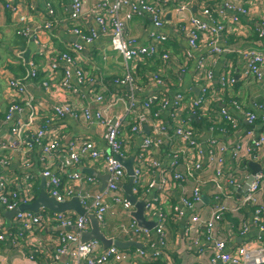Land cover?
<instances>
[{
	"label": "built area",
	"instance_id": "built-area-1",
	"mask_svg": "<svg viewBox=\"0 0 264 264\" xmlns=\"http://www.w3.org/2000/svg\"><path fill=\"white\" fill-rule=\"evenodd\" d=\"M5 1L9 3L14 27L21 29L20 25L25 23L26 18L19 14L13 0ZM184 1L185 6L191 4L198 6L201 15V17L193 16L187 25H181L177 29V33L183 36L186 43V47L180 53L184 60L193 61V79L199 88L196 97H190L189 89L170 93L175 83L165 77L163 69L150 73L147 78V82L158 90L143 100H140L138 96L142 91L135 74L134 63L143 59L160 60L163 67L169 68L170 63L177 56V53L166 48L169 42V38L164 34V10L167 0H139L136 3L129 0H111L110 3H97L91 10L96 27L85 28L82 25L83 0H70L69 33L76 38V41L68 45L65 52L59 55V62L51 61L45 70L50 77H54L62 64L64 69L59 84L62 89H70L71 79H74L77 85L84 86L87 84L83 69V65L87 62L83 57L84 47L92 44L98 35L106 36L110 39L111 48L120 54L126 63L124 74L114 78L112 83L127 88V91L124 93L111 91L104 79L98 78L90 81L91 86L96 84V87L92 86L91 90L92 100L96 105L94 110H90L86 104L78 106L66 101L48 111H51L57 120H64L65 117L70 116L82 125L96 123L103 131L105 148H98L91 139L78 138L70 140L63 153L56 151L60 142L59 134L48 132V123L41 126L35 124L44 106L38 103L29 88L38 75V69L31 61L25 64L26 74L23 78H12L8 81L13 103L8 107L4 118H0V127L9 125V132L16 141L31 139L38 148L46 194L59 203L73 197L77 198L85 212L93 214L102 227L108 212L109 201L120 206L127 214L134 211L120 187L127 178L118 157L124 158L134 135L143 136L140 149L135 150L133 163L135 181L132 191L133 194L142 195V198L138 200L144 203V217H149L148 221H153L155 227L152 230L140 228L131 218V224L123 228V234L141 235L146 247L143 246L144 249L140 250L121 251L114 247L103 249L96 241L80 244V235L88 227L86 217L65 213H51L50 216H46L30 212H20L14 216L16 227L22 230L20 233H3L0 226V243L7 241L12 247H19V242L22 240L20 236L26 232L31 236L25 241L26 244L39 249L40 246L35 239L33 240L34 231L43 222L54 220L62 229L70 228L72 231L58 237V254H63L62 249L66 243L76 244L71 252L70 262L66 264H149L151 262L176 264L171 259L174 252L166 249L165 242L164 227L168 216L171 215L178 221L185 222L184 233L190 235L189 239H192L193 243L196 244L195 239L198 238L199 233L204 234L205 240L209 243V249H195L197 260L206 256L209 264H264V196L262 194L264 169L253 177V182L246 194L237 202H229L226 197L225 200L213 206L208 215L194 210L195 204L201 201L202 187L211 182L220 183L226 153H229L230 159L227 183L231 185L237 182L236 175L243 168L244 157H254L249 149H245L246 145H242L241 140L230 144L220 141L219 135L229 137V134L226 135L221 129L208 126L206 129L208 138L204 143H200V133L190 117L195 119L207 112L205 118L209 119L210 123L214 121L212 122L214 125L228 126L232 132L237 130V122L224 106L220 107L219 112L214 108L225 102L227 93L235 84V80L225 75L215 78L213 71L205 67L212 57L222 52L217 45L215 35L224 30L223 25L219 24L212 15L211 0ZM44 7L47 21L41 28L50 31L54 16L51 0H44ZM179 7L180 10L185 9L184 6L181 7V4ZM124 8L129 10L125 15L126 19H130L133 15L149 16L153 30L145 44H137L127 39L124 22L120 18V12ZM237 13L244 14V9H237ZM21 32L25 36L28 33L25 28L21 29ZM201 43L206 44L205 55L195 57L193 53ZM243 57L245 60L243 75L245 78L259 81L260 68L264 65V53L246 51ZM18 58L22 59L21 55ZM177 80L180 83L179 77ZM41 87L50 90L48 82H43ZM229 105L235 110H240V106L235 101H231ZM257 110L260 111V115L254 111L244 112L247 125L264 122V106H258ZM22 111H25L27 116L16 118L15 115L21 114ZM144 129H148L147 134ZM247 134L250 135L249 132ZM263 144L264 139L260 138L253 146L260 149ZM158 154L168 156L170 159L168 166H163L162 162L155 158ZM22 159L23 168L28 169V156L25 154ZM203 159L206 160L208 168L214 171L206 182L201 176H195L196 172L203 170ZM0 161L1 164L6 165L4 159ZM83 162L96 163L107 175V183L102 191H96L93 194L87 191L86 187L95 184L96 180L94 177L79 173L77 168ZM156 170L158 171L156 192L150 195L154 185L153 174ZM22 176L26 190L24 197L20 196L18 205V195L12 189L14 182L0 172V204L6 211H13L31 199L32 177L29 173H24ZM62 177H65V182ZM187 177L194 180L193 187L188 195L181 196L179 205L171 207L167 212L164 205L170 199V190L175 186L173 183L182 182ZM245 206L254 207L252 222L259 232V237L239 247L230 248L226 240L217 235L215 227L227 213L236 216ZM182 209L189 211L185 219H182L184 218ZM239 226L242 233L248 231L247 224L243 223ZM127 239L134 240L133 236ZM176 254H180L178 250ZM33 260V257H29V264H35ZM3 263L0 257V264Z\"/></svg>",
	"mask_w": 264,
	"mask_h": 264
},
{
	"label": "crops",
	"instance_id": "crops-1",
	"mask_svg": "<svg viewBox=\"0 0 264 264\" xmlns=\"http://www.w3.org/2000/svg\"><path fill=\"white\" fill-rule=\"evenodd\" d=\"M111 0H83V27H96L93 14L91 10L97 3H110ZM136 3L139 0H129ZM168 3L165 8V25L164 34L169 38L166 48L177 53L176 59L170 63L169 68L162 66L160 60L143 59L134 63L135 74L138 83L141 86V93L139 99L143 100L152 92L157 91L147 82L150 73H155L163 69L165 77L174 81V88L170 93L189 89L190 97L198 95V85L193 79V61L184 60L180 53L185 47V39L177 33L179 27L185 26L189 23V19L193 16L201 17L199 7L195 4L185 6L184 0H167ZM17 5L19 14L26 18L20 28H25L28 33L21 32L13 25V18L9 11V3L5 0H0V118H4L7 114L8 107L13 103V99L9 93L8 81L12 78H23L26 74L25 64L29 61L33 62L37 69L38 75L34 82L29 85L32 94L35 96L38 103L43 105L42 112L39 113L35 124L41 126L48 123V132L57 133L60 136L59 147L56 151L63 153L70 140L78 138H88L96 143L98 148H105L103 139V131L96 123L82 125L72 117L67 116L64 120H57L48 109L61 105L66 101L74 103L78 106L86 104L90 110L96 108L95 102L92 100V86L90 81L103 78L105 84L111 91H118L124 93L127 91L125 87H119L112 83L116 77H121L126 69V63L122 56L115 52L110 45V39L106 36L98 35L97 38L90 45H85L83 57L87 62L83 65L84 73L87 77V84L84 86L77 85L74 79H71L70 89H62L59 85L62 77L64 65L60 64L58 72L54 77H50L45 67L52 61L59 62V55L68 45L74 43L76 38L69 33V14H70V0H51V5L54 11V16L51 20L52 27L50 31L41 28L47 21V13L44 7V0H13ZM184 6V10H180ZM212 15L216 21L223 25L224 30L215 35L217 45L222 49L219 55L211 58L205 64L206 69L212 70L215 78L221 75L228 76L235 80V84L229 90L228 97L225 103H220L214 108L220 110V107H225L230 116L237 122V130L229 134V137L219 135V140L230 144L241 140L242 145H246L245 149H249L254 157H244V165L239 173H237L236 184L227 183V175L230 167L229 153L225 154V166L223 168V175L219 182H211L202 187L201 201L195 204L194 210L196 212L202 211L208 215L213 206H216L221 201L228 197L229 202H237L242 198L246 192L243 187L248 176L251 173L249 163H255L264 169V144L260 149H256L253 144L258 139H264V122H255L253 125H247L244 118V112L254 111L260 115L257 110L258 106H264V65L260 68V80L255 81L253 78H245L243 69L245 60L243 53L246 51H258L264 53V0H211ZM243 8L244 14L237 13V9ZM129 12L128 9H123L120 12V18L124 22L127 39L134 41L137 44H145L149 39V34L153 30L151 20L148 15H133L130 19H126L125 15ZM237 19V21H234ZM24 31V30H23ZM207 48L205 43L195 50L193 55H205ZM21 55L22 59L18 56ZM102 57H105L102 59ZM143 68V71H138L137 66ZM148 74V75H147ZM177 77L180 78L178 83ZM108 81V82H107ZM43 82L50 84V90L41 87ZM179 84V85H178ZM217 88V87H216ZM218 89V88H217ZM76 93H73L74 91ZM138 99V100H139ZM235 101L240 110L233 109L229 104L230 101ZM17 102V101H15ZM141 102V101H139ZM120 108V107H119ZM195 118L197 121L204 120L203 123L197 127L200 133V143H204L208 138L206 132V122L209 124V119L205 118V114ZM27 116L25 111L21 114L15 115L16 118H24ZM192 121L193 117H190ZM198 123V122H197ZM147 134L148 129H144ZM250 133L248 135L247 133ZM143 136L134 135L131 139L129 151L124 154L123 159L133 157L135 150L140 149ZM254 147V148H253ZM27 155L29 158V168H23V156ZM162 162L163 166H168L170 159L166 155L155 157ZM4 159L6 165L1 164L0 172L9 177L14 183L12 188L17 189L21 197H24L26 185L23 181V174L29 173L31 175L32 191L30 204L37 198L42 188L45 190V181L42 175V166L39 161V151L31 139L16 141V139L9 132V125H2L0 127V160ZM134 163V161H133ZM77 170L81 175L93 174L96 182L88 185L87 191L93 194L100 191L103 184L107 183L105 180L107 175L96 163L83 162ZM184 173V170L181 169ZM85 172V173H84ZM214 174V171L208 168L206 160L203 159V170L196 172L195 176H201L206 182L209 177ZM90 176V175H88ZM158 171L153 174L154 185L151 188L150 195L156 192V180ZM65 182V177H62ZM127 180V179H126ZM126 183V181H125ZM124 184V183H123ZM174 188H171L170 199L165 203L164 207L167 212L170 208L179 205L180 198L183 194L188 195L194 185V180L187 177L182 182H174ZM46 192V191H45ZM215 192V194H211ZM124 194V193H123ZM264 196V190L262 192ZM35 195V196H34ZM134 196L136 194H133ZM125 197V194H124ZM136 198V197H135ZM205 199V201H204ZM137 200V199H136ZM139 202V200H137ZM25 204V205H26ZM254 207H243L238 215L227 213L219 225L215 227L217 235L223 237L230 248L239 247L245 242L254 240L259 237V232L252 222V211ZM132 212L127 214L120 206L108 202V212L105 217L103 230L108 238L128 241V237L121 238L123 228H127L132 221ZM183 217L185 219L189 215V211L182 209ZM44 214L50 216L52 212L45 209H40L37 214ZM77 216L73 211L66 212ZM11 211H6L0 204V226L3 233L16 234L21 231L16 227V221ZM150 218L146 217L148 221ZM152 222V221H148ZM243 223L247 224L248 231L242 233L240 226ZM185 222L178 221L171 215L168 216L165 223L166 231V249H171L174 253L171 259L176 264H209L208 258L204 256L197 260L195 249H209V243L205 240L203 233H199L196 238V244L192 242L189 234L184 233ZM89 225L85 232L89 231ZM68 231L58 226L54 220H48L41 224L33 233L35 242L40 246L35 249L34 246H28L25 241L31 236L24 233L20 236L22 239L19 247H12L7 241L0 243V257L4 261L3 264H29V257L34 258L35 264H66L70 262L71 252L75 249L74 243H66L62 249L63 254H58L57 245L58 237ZM264 236V235H263ZM194 239V238H193ZM137 242V241H136ZM140 243V242H137ZM141 244V243H140ZM143 247V245H142ZM144 249V248H143ZM130 249L124 250L129 251ZM177 250L179 255L176 254ZM33 264V263H32Z\"/></svg>",
	"mask_w": 264,
	"mask_h": 264
},
{
	"label": "water",
	"instance_id": "water-1",
	"mask_svg": "<svg viewBox=\"0 0 264 264\" xmlns=\"http://www.w3.org/2000/svg\"><path fill=\"white\" fill-rule=\"evenodd\" d=\"M119 163L122 165L125 174H126V183L120 184V187L122 188L125 198L130 203V205L133 207L134 211L132 212V218L135 220L137 225L140 228H145L147 230H152L155 227L154 222H148L145 220L144 213H143V205L144 203L142 201H137L135 196L133 195V185L135 181V174L133 170V157H129L127 159H123L121 157H118ZM249 167L251 169V173L248 176L246 183L243 187V191L246 192L253 182V177L261 171V166L255 163H249ZM93 174H88L90 176H94L95 172L92 171ZM85 173V172H84ZM107 180V177H105ZM45 181V179H44ZM105 187V184L101 187L102 191ZM205 201V199H204ZM40 209L48 210L49 212L56 213V214H63L66 212L73 211L77 216L79 217H86L89 225V231L83 232L80 235L79 243L80 244H86L90 241H96L98 242L103 249H108L110 247H114L116 249H119L121 251L127 250V249H142V244L137 243L135 241H122L119 239H112L108 238L103 230L102 225L100 222L95 218L93 214H87L83 207L80 205L77 198L73 197L69 199L68 201H65L63 203L57 202L54 198L49 197L44 188L41 189L39 195L37 196L34 201H32L30 204L26 205H20L17 209L11 211V214L16 215L20 212H30L37 214V212ZM66 230L71 231L70 228H67ZM76 246V244H75Z\"/></svg>",
	"mask_w": 264,
	"mask_h": 264
},
{
	"label": "trees",
	"instance_id": "trees-1",
	"mask_svg": "<svg viewBox=\"0 0 264 264\" xmlns=\"http://www.w3.org/2000/svg\"><path fill=\"white\" fill-rule=\"evenodd\" d=\"M65 52V50H63L61 53H64ZM174 52V51H173ZM137 70L140 72V71H143V68L142 67H139V65L137 66ZM148 75V74H147ZM113 81V80H112ZM108 82V81H107ZM229 100V99H228ZM230 101V100H229ZM231 102V101H230ZM225 103V102H224ZM198 122V123H197ZM204 122V120H202V121H197L196 119L194 120V121H192V123H193V125L197 128V127H199L200 126V124L201 123H203ZM205 122H206V129H207V127L209 126V127H213V128H215V129H221V130H223L225 133H226V135H228V134H230L231 132H232V130L230 129V127H228V126H219V125H214L212 122H214V121H211V123H207V121L205 120ZM242 162H244V161H242ZM13 189V191L15 192V193H17V195H18V200H17V204L19 205L20 204V193L17 191V189H16V187L15 188H12ZM35 196V195H34ZM135 197H136V199L138 200V199H141L142 198V195H135ZM33 198V197H32ZM31 198V199H32ZM31 199H29V201H31ZM28 202V201H27ZM26 202V203H27ZM18 233H20V231H18ZM125 236H127L128 238H131V236H133V238H134V240L133 241H137V242H140L143 246H144V239H143V237L141 236V235H139V236H136V235H133L132 233H129V235H122V237L121 238H124ZM146 246H144V248H145ZM149 264H161V263H159V262H151V263H149Z\"/></svg>",
	"mask_w": 264,
	"mask_h": 264
}]
</instances>
